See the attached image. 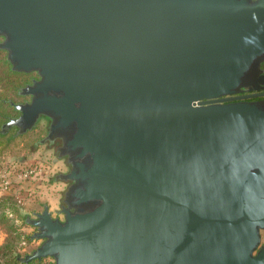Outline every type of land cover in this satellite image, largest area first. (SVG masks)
<instances>
[{
	"label": "water",
	"instance_id": "obj_1",
	"mask_svg": "<svg viewBox=\"0 0 264 264\" xmlns=\"http://www.w3.org/2000/svg\"><path fill=\"white\" fill-rule=\"evenodd\" d=\"M0 36L38 74L3 130L70 165L25 261L264 264V0H0Z\"/></svg>",
	"mask_w": 264,
	"mask_h": 264
},
{
	"label": "rangeland",
	"instance_id": "obj_2",
	"mask_svg": "<svg viewBox=\"0 0 264 264\" xmlns=\"http://www.w3.org/2000/svg\"><path fill=\"white\" fill-rule=\"evenodd\" d=\"M2 36H0V41ZM7 54V52H6ZM2 55L0 54V57ZM30 77H38L36 71H30ZM17 101L28 99V95L15 96ZM49 120L45 117L39 118L32 129L23 133L15 134L16 127L7 130L6 136L0 140V198L7 201L8 207L5 212L12 215V223L15 233L19 238L14 243V248L20 256L30 253L42 241L41 238H33L32 233L36 227L28 218L35 217L44 205H48L54 216L62 217L58 209L63 203L64 191L67 182L59 177L57 173L69 169L65 157L58 156L56 145H50L49 140L41 141L46 135ZM15 136H12L14 135ZM44 165L45 171L32 178H21L19 170L27 165ZM8 181L7 188L3 185ZM19 199V201H18ZM14 212H10L8 208ZM29 234V237L26 235ZM8 237L6 224L0 222V244ZM260 244L264 245V231H261ZM52 256L35 259L32 264H53Z\"/></svg>",
	"mask_w": 264,
	"mask_h": 264
},
{
	"label": "trees",
	"instance_id": "obj_3",
	"mask_svg": "<svg viewBox=\"0 0 264 264\" xmlns=\"http://www.w3.org/2000/svg\"><path fill=\"white\" fill-rule=\"evenodd\" d=\"M0 140L3 139L7 131L3 130V124L10 118L19 114V110L15 107L17 101L15 96L23 95L22 88L31 83L33 78L28 74L30 72L19 71L12 68L10 61L7 58L6 50L0 47ZM19 134V133H15ZM12 135V136H15ZM8 207L7 201L0 198V222L6 224L8 228V237L6 241L0 244V264H32L35 259L25 261L24 256H20L15 248L14 243L19 238V233H15V227L12 223V215L5 212ZM10 212H14L10 207ZM30 235L27 234L26 237Z\"/></svg>",
	"mask_w": 264,
	"mask_h": 264
},
{
	"label": "built area",
	"instance_id": "obj_4",
	"mask_svg": "<svg viewBox=\"0 0 264 264\" xmlns=\"http://www.w3.org/2000/svg\"><path fill=\"white\" fill-rule=\"evenodd\" d=\"M42 171H45V166L44 165H27L25 167L20 168L19 170V176L21 178H32L34 177L36 174L38 175L39 173H41ZM8 181H6V183L3 185V188H7ZM19 201V199H18Z\"/></svg>",
	"mask_w": 264,
	"mask_h": 264
},
{
	"label": "flooded vegetation",
	"instance_id": "obj_5",
	"mask_svg": "<svg viewBox=\"0 0 264 264\" xmlns=\"http://www.w3.org/2000/svg\"><path fill=\"white\" fill-rule=\"evenodd\" d=\"M261 66L264 68V61L261 63ZM36 78H38V77H36ZM34 79V78H33ZM259 91H264V88H262V89H260ZM248 93H250V91H248V90H246V89H244V90H242V91H240V92H238V94H240V95H244V94H248ZM225 96L223 95V96H220V97H218V98H216L217 100H222L223 98H224ZM262 97H264V95H262V96H256V97H252V98H262ZM28 99H29V96H28ZM27 100V99H26ZM25 101V100H24ZM43 117H45L46 119H48L49 120V118L48 117H46V116H43ZM49 143H50V145H56V148L60 145V143H61V139L59 138V137H55L54 139H52V140H49ZM64 157V156H63ZM62 158V157H61ZM66 162H67V160H66ZM67 164L69 165V163L67 162ZM69 168H70V165H69ZM69 170V169H68ZM68 170H66V171H68ZM65 171V172H66ZM58 174V173H57ZM68 184H69V182H67V186H68ZM67 186H66V188H67Z\"/></svg>",
	"mask_w": 264,
	"mask_h": 264
}]
</instances>
